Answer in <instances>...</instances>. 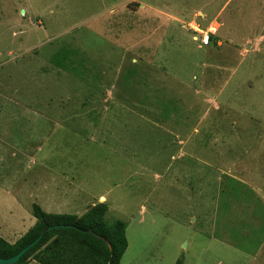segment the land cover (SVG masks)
<instances>
[{
    "label": "rangeland",
    "instance_id": "374dc122",
    "mask_svg": "<svg viewBox=\"0 0 264 264\" xmlns=\"http://www.w3.org/2000/svg\"><path fill=\"white\" fill-rule=\"evenodd\" d=\"M256 1L264 11V0H0V206L14 197L32 216L33 203L105 202L106 219L126 223L121 264H258L262 60L223 61L258 30ZM245 75L260 89L242 100L240 147L210 116L247 96L234 87Z\"/></svg>",
    "mask_w": 264,
    "mask_h": 264
},
{
    "label": "trees",
    "instance_id": "16d2710c",
    "mask_svg": "<svg viewBox=\"0 0 264 264\" xmlns=\"http://www.w3.org/2000/svg\"><path fill=\"white\" fill-rule=\"evenodd\" d=\"M105 202L89 204L85 211L75 213L46 212L32 204L35 223L13 243L0 235V257L14 255L33 241L50 225H64L46 230L34 246L13 264H121L127 248L126 223L120 218L106 219ZM175 264H182L176 260Z\"/></svg>",
    "mask_w": 264,
    "mask_h": 264
},
{
    "label": "crops",
    "instance_id": "0c3cea01",
    "mask_svg": "<svg viewBox=\"0 0 264 264\" xmlns=\"http://www.w3.org/2000/svg\"><path fill=\"white\" fill-rule=\"evenodd\" d=\"M262 3H263L262 1H256L254 3V6H253L254 10L252 12V18L255 20L256 25L258 27V30L253 29L251 32L248 33V35L244 34V36L241 37L242 38L241 39V41H242L241 45L226 46V47H224V52H223V61H225L224 59H226L230 54H232V57L237 56L239 58V61H237L238 65H242L243 63H245L244 67H247L248 69H253L254 65L258 64L255 59L262 60L260 63L261 69L259 70V77L261 79L264 78V68H263V66H264L263 65L264 55L262 54L263 53L262 48L264 47V11L262 10V8L259 7V5ZM241 9L245 11L243 6L241 7ZM248 77L249 76L245 75L244 78L237 79L235 81V85H234V87L237 88V90L238 89H245V91L247 92V96L244 97L243 99L242 98L236 99L235 104H237V106H232L230 104L231 102H228V100L225 99L224 102H226L225 103L226 108L223 109L222 113H220L218 110L215 111V109H214L213 114L210 116V119L212 118L213 130H215L216 127L220 126L219 124L222 120V123H221L222 127H220L219 129L220 130L223 129L224 131L228 132L229 137H230V138L228 137V141L230 142L229 144L237 143L240 147L242 146V143H243V141H245L244 139H246V138L238 135V133L240 132L239 128L244 126V124L247 126H250V124H251V123H249L250 118H249V121L246 119L249 117V115L252 116V114L249 111H246V107H244V110L246 112L241 110V107L243 105L242 100H245L248 97H252L253 94H254V96L255 95L257 96L258 95L257 92L260 89L259 81L256 82L255 86H253L251 83L248 84V81H245ZM261 83H263V80H261ZM227 88H229V86ZM247 101H248V99H247ZM262 126L264 129V124H262ZM260 132H263V131H259L257 133V135L253 136V138H254V140L259 139L258 143L259 144L263 143V148H264V141H263L264 138H259ZM232 136H234V137H232ZM228 147L229 146H227V148ZM228 149L231 150V148H228ZM258 160L259 161H254V162L255 163H264V160L263 161H260V159H258ZM245 162L246 161L243 160V163H245ZM259 176L264 179V175H259ZM233 178L237 179L235 176H233ZM49 186H50V184H49ZM0 189H1L0 194L5 193V194L10 195V193L7 189L1 188V185H0ZM53 197H54V195L52 197L49 196L48 200L53 201L54 200ZM63 197H65V195H63ZM103 199H104V196H102L100 200H103ZM12 200L14 203L8 204L6 208L0 206V235L10 243H13L16 239H18L23 233H25L35 223V217L33 216V214L31 216L29 209L24 210V208L21 207L17 203V200L14 197L12 198ZM39 204L41 205V207H43L42 209L45 210L46 212L58 213V212H53V211H55L52 209V208H54L53 206L48 207L44 203H39ZM46 207H48V208H46ZM16 211L23 212L22 213L23 215H21V214L15 215L14 212H16ZM84 211H85V209L84 210L81 209V210L74 212V213L80 215ZM24 212L28 213L27 217L24 216ZM15 217H16V219L18 218L17 219V220H19L18 222L16 220H14ZM24 219H27L29 221L24 222L23 221ZM21 221H23V222H21ZM262 256H263V254H262ZM254 259H255V257H254ZM262 260H264V257H262V258L259 257V258L255 259V261L258 264H263L261 262ZM28 264H40V263L36 260H31Z\"/></svg>",
    "mask_w": 264,
    "mask_h": 264
},
{
    "label": "water",
    "instance_id": "95a60500",
    "mask_svg": "<svg viewBox=\"0 0 264 264\" xmlns=\"http://www.w3.org/2000/svg\"><path fill=\"white\" fill-rule=\"evenodd\" d=\"M64 225H50V226H47L45 227L40 233L39 235L33 240L31 241L30 243H28L27 245L23 246L18 252H16L14 255L12 256H9V257H6V258H2L0 257V264H13L15 263L16 261H18V259L20 258V256L26 252L29 248H31L32 246L35 245V243L42 237L43 233L46 231V230H49L51 228H54V227H62Z\"/></svg>",
    "mask_w": 264,
    "mask_h": 264
},
{
    "label": "built area",
    "instance_id": "2783aa9c",
    "mask_svg": "<svg viewBox=\"0 0 264 264\" xmlns=\"http://www.w3.org/2000/svg\"><path fill=\"white\" fill-rule=\"evenodd\" d=\"M210 32V31H209ZM208 38V37H207ZM206 41V40H205Z\"/></svg>",
    "mask_w": 264,
    "mask_h": 264
}]
</instances>
